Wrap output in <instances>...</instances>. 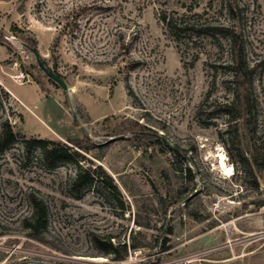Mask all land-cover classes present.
<instances>
[{
  "label": "rangeland",
  "instance_id": "rangeland-1",
  "mask_svg": "<svg viewBox=\"0 0 264 264\" xmlns=\"http://www.w3.org/2000/svg\"><path fill=\"white\" fill-rule=\"evenodd\" d=\"M163 13L241 31L251 77L223 35L179 39ZM7 119L0 264H264V0H0Z\"/></svg>",
  "mask_w": 264,
  "mask_h": 264
},
{
  "label": "trees",
  "instance_id": "trees-1",
  "mask_svg": "<svg viewBox=\"0 0 264 264\" xmlns=\"http://www.w3.org/2000/svg\"><path fill=\"white\" fill-rule=\"evenodd\" d=\"M229 13L232 15L233 19H236L235 16V8L231 5L229 8ZM200 18L198 14H194L193 17ZM193 17L186 18H173L168 16L166 13L161 14V21L168 28L169 32L175 35L177 38L182 39V37L189 35L190 39H197L200 37L201 31H208V35L215 38L217 35L221 34L228 40V43L231 48L233 60L230 68L233 71L234 79L236 83H239L241 79H248L253 74V68H250L246 61L245 48L243 42V34L241 31L236 29H231L227 27H206L202 26L198 23L199 19L196 20ZM219 31V32H217ZM208 36V37H210ZM196 41V40H195ZM43 65L49 70L46 62L41 60ZM53 74H56V71H51ZM58 75V74H57ZM127 89L130 92V95L134 96V92L127 83ZM232 105V104H231ZM245 107L247 113L251 114V105L247 100L245 101ZM16 135L13 130L12 123L9 119L5 120L1 126L0 133V147L6 148L15 141ZM74 146L83 150L86 147L83 146L82 142L79 140H71L70 141ZM26 148L28 151L32 150L34 146H40L42 150V154L45 158L50 159L54 156V150L47 149V145L53 144V141L48 140H25ZM88 149V148H87ZM177 151V149H174ZM264 167V166H263ZM186 175L188 179H194V172L191 168H186ZM91 180L90 178H88ZM76 183H82V177L78 176L75 180ZM33 204V212L30 217L26 219L27 228L31 231V234L34 238L40 239V233L46 229V221H47V207L45 203L38 197L33 196L31 198ZM96 240L99 241V238L96 237ZM111 250H115L112 245L109 246ZM122 259V258H119Z\"/></svg>",
  "mask_w": 264,
  "mask_h": 264
},
{
  "label": "water",
  "instance_id": "water-1",
  "mask_svg": "<svg viewBox=\"0 0 264 264\" xmlns=\"http://www.w3.org/2000/svg\"><path fill=\"white\" fill-rule=\"evenodd\" d=\"M39 64H40V66H41V68H42L43 70H45L46 72L49 73L50 76H54V74H53V73H50L49 70L43 65V63H42L41 60L39 61ZM72 115H73V118H74L75 122H76L77 124H80V121H79L77 115H76L74 112H72ZM82 129H83L84 132H86L85 128H82Z\"/></svg>",
  "mask_w": 264,
  "mask_h": 264
},
{
  "label": "bare ground",
  "instance_id": "bare-ground-1",
  "mask_svg": "<svg viewBox=\"0 0 264 264\" xmlns=\"http://www.w3.org/2000/svg\"><path fill=\"white\" fill-rule=\"evenodd\" d=\"M221 157H222V159H223V158H224V155L222 154ZM222 165L225 166V168H226V170H227L228 172H230V168H229V167H226L225 162H224L223 160H222Z\"/></svg>",
  "mask_w": 264,
  "mask_h": 264
}]
</instances>
